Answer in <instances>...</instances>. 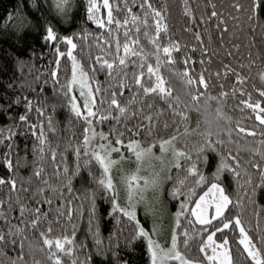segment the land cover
Wrapping results in <instances>:
<instances>
[{
    "label": "snow or ice",
    "instance_id": "obj_1",
    "mask_svg": "<svg viewBox=\"0 0 264 264\" xmlns=\"http://www.w3.org/2000/svg\"><path fill=\"white\" fill-rule=\"evenodd\" d=\"M182 3L186 23L206 27L203 32L185 28L198 47L188 49L184 45V50L199 51L202 58L193 61L186 55L182 61L184 70L176 71L175 54L181 53L182 46L169 36L164 4L158 7L156 0H49L50 10L54 9L58 16L67 17L80 8L88 21L104 30L95 37L102 54L94 57L90 71L104 72L107 80L106 85L94 87L95 76H90L73 54L77 48L74 37H60L49 25L44 40L56 52L50 79L56 86V97L65 101L74 117L66 129L69 135L62 140L56 137L54 118L46 115L49 108L55 111L54 105L43 99L36 103L23 91L39 94L33 85L40 82V74L32 81L25 77L16 87L10 83L8 87L14 92L20 90L14 98L0 96V108L24 109L16 116L13 127L0 128V145L7 149L2 166L12 175L11 179L0 177V190L3 186L8 188L7 195L0 196V264H29L27 257L37 250V243L43 258L33 259L31 264H96L97 256H118V248L132 250L138 245L145 249L147 264H236L233 242L235 254L242 257L244 264H264V228L259 226L264 209L255 207L257 193H264V106L252 101L246 88L250 79L264 84V69L252 76L255 60L251 56L246 57L247 64L238 61V66H233L231 60L223 62L215 73L202 67L193 76L194 69L190 67L193 63H212L208 45L213 35L221 49L226 40L231 43L225 56L232 59H236L241 48L236 32H243L245 26L248 34L264 46V0H204L205 11L199 17L194 15L190 0ZM57 44L65 45L66 51L55 47ZM254 46L249 41L248 47ZM109 53L111 60L107 58ZM213 55L218 53L213 50ZM63 59L69 62L66 67L70 79L62 83L59 71ZM24 67L22 64V72ZM28 71L31 73V67ZM213 77L218 82L231 80V90L225 91L224 83H218L219 93L211 95ZM48 82L43 81L45 85ZM76 89L82 105L72 95ZM125 90L132 96L122 102ZM257 95L264 98V88ZM233 97H239L233 111L239 112L240 118L235 120L225 111ZM157 102H163L162 110L157 108ZM193 112L198 114L195 127L191 125ZM32 113L41 119L33 122ZM105 124L107 132L101 130ZM78 125L79 134L74 130ZM21 127L23 132L18 131ZM160 131L168 132V136L153 141L151 138ZM141 132L149 143L146 148L132 138ZM21 135L34 140L32 154L36 159L32 162L20 156L13 160L15 140ZM246 137L253 139L245 140ZM154 148H158L159 155ZM69 150L75 157L71 163L64 156ZM211 157L218 163H213ZM152 160L159 162V170L142 175L145 161ZM128 164L134 169L125 171ZM45 165L52 169L50 175L55 182L45 177ZM210 166H214V171L206 174L205 169ZM20 167H31L32 177L17 179ZM82 171H86L92 187L76 196L73 179ZM114 173L120 176L118 182ZM168 182L170 191L165 194L177 203L178 211L165 241L170 246L163 247L155 238L158 229H146L138 218V206L150 211L149 194L158 199ZM231 183L238 189L235 199L227 190ZM118 184L127 193L124 203ZM73 201L77 202L75 208ZM98 202L109 206L103 216L99 214ZM247 206H252L256 223L250 221L246 226L241 214ZM235 209L240 211L234 212ZM105 218L114 229L107 238L101 232V220ZM81 220L84 240L77 238ZM218 234L222 236L219 240ZM87 240H91V245ZM193 248L197 252L190 256Z\"/></svg>",
    "mask_w": 264,
    "mask_h": 264
},
{
    "label": "trees",
    "instance_id": "obj_2",
    "mask_svg": "<svg viewBox=\"0 0 264 264\" xmlns=\"http://www.w3.org/2000/svg\"><path fill=\"white\" fill-rule=\"evenodd\" d=\"M77 3H79V0H77ZM156 3L158 7L160 4H164L167 8V19L165 22L169 26V36L171 39L178 41L182 46L181 53L175 54L177 57V63L174 66V70L183 71L185 65L182 63V61L186 55L190 56L193 61H199L202 58L199 51L191 52L190 50H184V45H187L188 49H191L192 47H198L196 41L192 37L191 32L185 31V28L191 27L194 31L203 32L206 26L186 23L187 18L183 14L184 4L182 3V0H156ZM190 5L196 17H199L205 11L204 0H190ZM135 11L137 10L134 9V12ZM49 25L54 28V31L60 37H74V42L77 44V48L73 54L77 57V60L81 62L84 70L88 71L90 76H95L94 81H92L93 86L106 85L107 77L104 72H96L93 74L90 71L91 66L94 65V57L102 54L100 48L97 47V41L95 37L101 35L104 30L97 28L96 24L88 21L83 9L75 8L69 16L61 17L55 13L54 9L50 10L49 0H0V96H5L7 99L14 98L20 94V90L17 89L14 92L12 88L8 87L10 83L13 85V87H16L17 85L23 83L25 77L29 81H32L36 74H40V82L33 85L37 88V92L39 94L30 92L27 89L23 91L25 94L33 98L34 102L36 103H39L43 99L47 101L48 105L55 106V111H52V109L49 108L46 115H51L54 118L57 128L56 137L62 140L65 136L69 135L66 129L69 126V121L74 122V117L69 111L65 101L56 97V86L51 83L50 75L51 71L55 67L54 61L56 59V52L54 46L44 40L46 27ZM236 35L239 36V39L236 42L241 45L240 52L236 59L225 56V51L231 49V43L227 42L226 40L225 47L221 49L215 35H213L212 42L210 45H208L209 56H211L212 63L205 66H201L199 63H193L190 66L192 69H194L192 75H197L202 70V67H209L210 70L215 73L218 69H220L221 63L228 62V60H231L233 66H238V61H243L245 64H247L246 57L249 56L255 60V64L251 73L252 76H255V73L258 70L264 69V51L261 50L264 46L261 45L259 39H254L251 35H249L246 26L243 32L237 31ZM82 36H86L87 38L81 39L80 37ZM167 39L168 37H165V40ZM204 39L207 40V34H205ZM249 41H253L255 46L249 48ZM55 47L60 48L61 51H66V46L63 44H57ZM213 50H215L218 55H213ZM145 51H148L147 47L145 48ZM107 58L111 60L112 54L109 53ZM22 64L25 65L23 72L21 71ZM68 65L69 62L66 59L61 60L59 78L62 83L70 79V72L66 67ZM29 67L32 69L31 73L28 71ZM129 71H131V68H129ZM163 74L166 76L168 75L167 72H164ZM46 79L49 82L45 85L43 81ZM218 83H224V90L230 91L233 82L228 79L218 82L215 77H213L209 89V93L211 95H217L219 93L220 89L217 86ZM176 87H180L178 81L176 82ZM246 88L251 95L252 101L259 102L262 106H264V98H261L257 95V91L261 88H264V84H261L258 80L250 79L249 84L246 85ZM131 96L132 93L128 90H125L124 97L120 99L123 102L125 99ZM238 99L239 97L231 98L225 107L227 114L232 116L234 120L240 118V113L233 111V106L237 104ZM156 106L158 109L162 110L163 102H157ZM23 111L24 109L22 106H14L11 110L0 108V128L6 129L13 127V121L15 120L16 116L23 113ZM191 116V125L195 127L198 114L193 112L191 113ZM166 117L167 113L165 118ZM39 119L41 118L37 117L35 113H32L33 122H37ZM163 119L164 118L161 119V123H163ZM248 123H251V121H248ZM74 130L79 134L81 127L78 125ZM101 130L107 132L108 125L105 124ZM18 131L23 132V127L19 128ZM167 136L168 132L160 131L156 133L151 139L156 141L161 137L166 138ZM49 138H52L51 134ZM132 138L140 140L142 146H149L148 141L145 140V135L143 132H141L139 136ZM252 139L253 138L251 137L245 138V140ZM259 139L260 137L256 138V143H258ZM15 143L16 150L13 153L14 161L16 156L24 157L29 162H32L36 159V157H34L32 154L34 140L30 136L21 135L15 140ZM64 147L65 145L62 143L60 148L63 149ZM5 151H7V149L0 145V177L6 176L8 179H11V173H8L7 170L2 166L4 159L3 153ZM64 156L69 163L75 159L70 150L65 152ZM211 159L213 160V163H218V160H215L214 157H211ZM45 168V177L49 179L50 182H55V177L50 175L52 169L47 165H45ZM210 171H214V166H210V169H205L206 174H210ZM30 177H32L31 167H20L16 172L17 179H28ZM33 179L35 180V178ZM34 186L35 184H33V187ZM54 186L57 185L54 184ZM91 187L92 185L90 178L87 176L86 171H82L80 176L73 179V190L76 196H80L84 189H90ZM227 190L233 199H235L238 192L235 183L228 184ZM167 191H170V182L167 184ZM7 193V186H3L2 190H0V196H6ZM198 194H202V190H198ZM21 198H24L23 195ZM168 198L171 197L168 196ZM65 202L66 201H54V203L60 204ZM25 203H30V201L25 200ZM72 206L75 208L77 206V202L73 201ZM255 207L257 210L264 209V193H257ZM86 209L87 205H85V212ZM98 210L99 214L103 216L110 209L106 202H98ZM233 211L239 212L240 210L235 209ZM251 213L252 206H247L246 210L241 214L242 220L246 226L249 225L250 221L252 224L256 223V221L252 218ZM13 216L15 217L16 213H13ZM51 218L52 216L49 217V219ZM83 225L84 221L81 220L80 230L77 233V238L79 240L85 239ZM259 226L264 228V219L259 220ZM113 231V223H110L107 218L101 220V232L104 238H107L109 233ZM220 238H222V236L221 234H218L217 239L219 240ZM229 239L231 241V237H229ZM87 243L91 245L92 242L91 240H87ZM39 246V243H37L35 245L37 250L32 255L27 257L29 264H31L33 259L43 258V254L38 250ZM231 247L233 248V258L236 264H244L242 257H237L235 254L236 244L234 242L231 243ZM89 251L91 252L93 250L90 248ZM117 252L119 254L118 256H112L111 254H109L108 257L97 256L95 258L96 264H100L101 261H104L105 264H108L109 260H111V264H116L117 261H119V264H147L145 249L139 245L132 250L123 248L122 246L121 248L117 249ZM196 252L197 249L193 248L189 255L193 256Z\"/></svg>",
    "mask_w": 264,
    "mask_h": 264
},
{
    "label": "rangeland",
    "instance_id": "obj_3",
    "mask_svg": "<svg viewBox=\"0 0 264 264\" xmlns=\"http://www.w3.org/2000/svg\"><path fill=\"white\" fill-rule=\"evenodd\" d=\"M72 95L77 96L78 102L82 105V100L79 98V90H74ZM153 151L156 155H159L158 148H154ZM134 167L135 166L132 164L125 165V171H131L134 169ZM159 167L158 161H145V171L142 172V175L147 176L153 170H159ZM114 178L115 181L118 182L120 179L119 174L114 173ZM167 184L168 183L164 185V188L158 199L151 198V194H149L150 211H146L143 205L138 206V218L141 219V222L146 227V229H151L154 226L158 229L159 235L155 238L161 242L163 247L170 246L169 244H166L165 241H168L169 239L170 232L174 225L175 212L178 211L177 203L171 198H168V196L165 194L167 192ZM118 188L120 192V200L122 203H124L126 202V190L122 184H118Z\"/></svg>",
    "mask_w": 264,
    "mask_h": 264
}]
</instances>
